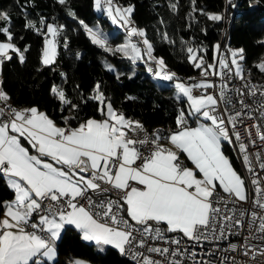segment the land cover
Masks as SVG:
<instances>
[{
	"label": "snow or ice",
	"instance_id": "obj_1",
	"mask_svg": "<svg viewBox=\"0 0 264 264\" xmlns=\"http://www.w3.org/2000/svg\"><path fill=\"white\" fill-rule=\"evenodd\" d=\"M56 2L93 45L134 64L142 61L156 78L174 81L175 99L186 107L178 108L173 129L149 133L140 121L115 109L99 83L81 102H96L100 119H81L80 104L58 85L50 94L59 101L60 112L75 113L62 115V126L38 106H13L2 70L14 58L25 63L30 46L17 45L13 17L0 9V181L13 194L9 200L0 199V264L54 261L57 241L67 226L101 252L111 246L134 264H264L257 260L264 257V85L245 78L244 49L224 52L216 43L209 62L207 47L182 41L187 62L199 70V76L186 83L163 57L154 55L146 30L132 20L134 6L94 0L95 10L128 34L126 43L113 47L102 30L77 17L70 0ZM190 5L189 21L199 23L197 14L213 23L225 19L223 13L198 8L197 0ZM226 6L235 7L232 0ZM169 7L179 13V0H169ZM23 15L25 29L43 37L40 63L51 69L65 25L43 16L37 23L27 18L26 10ZM201 31L207 35L206 28ZM161 35L175 44L167 32ZM63 46L68 48L66 40ZM254 66L264 74V57ZM105 67L113 71L111 65ZM60 75L67 80L66 74ZM233 78L242 86L229 88ZM245 118L257 121L245 125L247 143L237 130ZM225 143L240 153L246 176L225 155ZM250 146L256 151L250 152ZM248 185L253 191L251 208H241L238 205L249 201ZM205 241L215 247L198 252Z\"/></svg>",
	"mask_w": 264,
	"mask_h": 264
},
{
	"label": "trees",
	"instance_id": "obj_2",
	"mask_svg": "<svg viewBox=\"0 0 264 264\" xmlns=\"http://www.w3.org/2000/svg\"><path fill=\"white\" fill-rule=\"evenodd\" d=\"M116 2L134 6L132 20L135 26L146 30L147 37L154 47V55L163 57L168 68L176 72L181 79L190 82L189 77L199 76V70L187 62L186 53L181 51L182 41L207 47V60L211 62L213 45L220 44L225 38L229 47L240 46L244 49L243 63L252 74L264 77L254 66L264 57V44L260 43L264 41V0H232L235 7L226 6L227 0H197L198 8L224 14L225 19L218 23L207 21L206 17L199 14V23L189 21L187 13L191 8L190 0H179V13L171 11L169 0ZM70 6L75 10L77 17L87 24L101 22L104 26L111 25L108 17L95 10L94 0H70ZM0 9L6 10L13 17L11 30L15 33L17 45L21 49L30 46L25 63L21 64L14 58L13 61L7 62L2 70L4 88L12 97L13 106H38L62 124V115L75 113L67 110L60 112L59 101L50 94V88L58 85L66 91L73 103L80 104L78 114L81 119L101 118L96 111V102H81L89 97L95 85L99 83L101 91L112 101L114 108L123 112L126 117L140 121L148 127L167 124L175 127L178 108L186 107V103L177 102L175 99V85L157 86L151 76L143 70H138L133 75V72L129 71L130 60L121 54L112 55L93 45L78 22L69 17L65 8L56 0H34V3L30 0H19V4L17 0H0ZM23 10H26L28 19L37 23L43 16L48 22L65 25L58 46L59 54L51 69L40 63L43 37L25 29ZM189 23H192L191 28L187 27ZM202 28L207 29V35L201 31ZM163 32H167L175 44L165 41L161 35ZM21 36L23 39H19ZM0 39L3 37L0 36ZM65 40L68 43L67 49L63 46ZM77 53L80 54L79 58ZM105 60L115 65L113 71L107 70ZM61 73L66 74V81ZM77 85L79 87H76ZM129 97L133 99H128ZM71 123L76 126L77 121ZM223 149L239 167L232 145L225 143ZM12 195L3 181H0V199L9 200ZM56 247L57 258L47 264H71L76 257L86 258L93 264H134L111 246H105L101 252L94 242L82 240L81 234L72 226H67L62 232Z\"/></svg>",
	"mask_w": 264,
	"mask_h": 264
},
{
	"label": "rangeland",
	"instance_id": "obj_3",
	"mask_svg": "<svg viewBox=\"0 0 264 264\" xmlns=\"http://www.w3.org/2000/svg\"><path fill=\"white\" fill-rule=\"evenodd\" d=\"M129 5H131V4H129ZM122 6H128V5H122ZM98 13L99 14H104V16L107 17V15L105 13H103V12H98ZM109 21L111 22V25L104 26L101 22H97V23H94V24H89V26H91L93 28H99L100 30H102V32L107 36V38H108L109 43H110L111 46H119V45H121L123 43H126L127 40H128V34L125 31V29L124 28H121L117 24H114L110 19H109ZM50 23H54V22H50ZM54 24H56V23H54ZM138 28H140V27H138ZM141 29H144V28H141ZM229 48H231V49H239V48H242V47H240V46H232V47H229ZM243 62L244 61H242L241 63L244 65ZM105 64L111 65L112 68L115 69V65L111 61L105 60ZM148 67H149V65L146 64V63H144V62H142V61H137L135 64L131 61V64L129 66V71L130 72H134L135 71L134 73H136L138 70H143L144 73L149 74L151 76L152 80H154V83L157 86H161V85H164V84H174L175 85V82L174 81H163L161 79L156 78L153 75V73H150L147 70ZM181 80L184 81V82H186V83H188L185 79H181ZM177 91L178 90L176 89V92ZM98 248H99V246H98ZM104 248H105V246H104ZM56 258H57V256H56ZM74 260H82V261L86 262V264H93L88 259L82 258V257H76V258H74L71 261V264H72V262Z\"/></svg>",
	"mask_w": 264,
	"mask_h": 264
},
{
	"label": "built area",
	"instance_id": "obj_4",
	"mask_svg": "<svg viewBox=\"0 0 264 264\" xmlns=\"http://www.w3.org/2000/svg\"><path fill=\"white\" fill-rule=\"evenodd\" d=\"M228 48H229V46H228V43H226V38H225V39H223V43H222L221 49H222V51L227 52ZM211 79H213L217 84L220 83L218 78L213 77ZM242 83L243 82L240 81L238 78H233V80L229 84V88L241 87ZM252 83H255V84H258V85H264V80H263V78H260L259 82H252ZM213 91H215V90H213ZM229 95H233L234 96V94L231 93V92L229 93ZM234 99H235V97H234ZM254 99H259V96H257ZM245 102L249 103V104H252V106L255 107V105L252 103V99H249L247 96H245ZM238 108H239V105H237V109ZM257 115H258V113H254V117L257 116ZM133 120H135V119H133ZM254 122H257V121L255 119H246L245 118L244 123L243 124H238V126H237V130L240 132L241 137L244 138V142L245 143L248 142V140H247V132L245 130V125L250 126ZM142 124L148 130L149 133H151L153 130H156V129H152V127H148L144 123H142ZM160 129H163L164 132H167L169 129H173V128L170 127V124H167V125H160ZM252 138L253 139L256 138L254 131H253V134H252ZM249 151L250 152H255L256 149L252 148L250 146L249 147ZM262 183H264V182H262ZM248 191H249V201L247 203H241L240 205H238L241 208H251V200H252V196H253L252 186L248 187ZM232 242H235V239H233ZM202 243H203V247H199L198 246L197 249H196L198 252L206 251L208 249H211V248L215 247L214 243H210V242H207V241L202 242ZM226 244H227V241L221 242V246H226ZM227 255H237V254L236 253H228ZM237 258L240 259L242 257L238 256ZM244 259H247V258H244ZM257 260L258 261L264 260V257H258Z\"/></svg>",
	"mask_w": 264,
	"mask_h": 264
},
{
	"label": "bare ground",
	"instance_id": "obj_5",
	"mask_svg": "<svg viewBox=\"0 0 264 264\" xmlns=\"http://www.w3.org/2000/svg\"><path fill=\"white\" fill-rule=\"evenodd\" d=\"M222 43H223V39H222V41L220 43L221 47H222ZM226 43H227V40H226ZM243 66H244V69H245V77L247 79H250L251 82H259V79L260 78H263V80H264V77H258V76L253 75L252 72L249 70V68L245 64ZM171 128H174V127H171ZM152 129H156V130L159 129V130H162L163 131V129H160V125L159 126H156V127H152ZM232 147H233L234 153L236 154L235 156L238 159L239 167H240L241 172H242L241 174L246 176L247 175V172H246L245 168L242 166L241 155L237 151L236 147H234V146H232ZM248 187H251V185H248Z\"/></svg>",
	"mask_w": 264,
	"mask_h": 264
},
{
	"label": "crops",
	"instance_id": "obj_6",
	"mask_svg": "<svg viewBox=\"0 0 264 264\" xmlns=\"http://www.w3.org/2000/svg\"><path fill=\"white\" fill-rule=\"evenodd\" d=\"M41 111H42V110H41ZM97 119H100V118H97ZM57 123L60 124L59 122H57ZM60 125L62 126V124H60ZM223 151H224V149H223ZM224 153H225V155L228 156V157L230 158V160L233 162V165H234V167L237 169V171L241 173L239 167L235 164V162L232 160V158L230 157V155H228L225 151H224ZM189 166H190V165H189Z\"/></svg>",
	"mask_w": 264,
	"mask_h": 264
}]
</instances>
